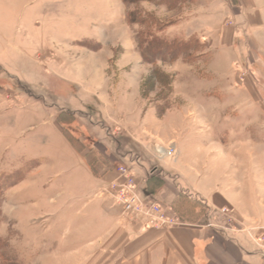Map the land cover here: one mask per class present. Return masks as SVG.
Segmentation results:
<instances>
[{
    "label": "rangeland",
    "instance_id": "obj_1",
    "mask_svg": "<svg viewBox=\"0 0 264 264\" xmlns=\"http://www.w3.org/2000/svg\"><path fill=\"white\" fill-rule=\"evenodd\" d=\"M172 3L0 0V264H55L48 258L52 248L41 241L45 226L24 219L38 211L31 201L43 195L40 186L23 185L22 198L16 187L38 166L40 173L28 176L77 175L75 159L51 147L57 132L52 115L68 143L73 146L64 127L81 147L73 146L82 159L89 153L95 170L102 163L114 172L117 191L126 179L121 167L137 192L143 177L139 168L112 160L109 146L121 139L110 142L109 136L124 135L144 145L150 163L170 175L169 183L225 196L227 205L213 214L219 221L213 224L250 231L255 247L264 250V118L257 121L255 104H226L243 90L233 96V72L222 73L215 58L203 54L209 42L190 35L189 22L180 21L190 10L176 12ZM246 75L249 93L264 98V76ZM59 114L66 122H57ZM169 144L177 159L155 158V147ZM56 187L50 184L46 193ZM177 220L163 229L184 224ZM60 232L47 241L57 242Z\"/></svg>",
    "mask_w": 264,
    "mask_h": 264
},
{
    "label": "crops",
    "instance_id": "obj_2",
    "mask_svg": "<svg viewBox=\"0 0 264 264\" xmlns=\"http://www.w3.org/2000/svg\"><path fill=\"white\" fill-rule=\"evenodd\" d=\"M185 7L190 11L180 21L189 22L192 27L190 35L209 42L210 47L203 54L215 58L211 61L223 68L222 73L233 72L229 91L233 93L237 89L243 90L244 95L231 97L226 104L232 107L255 104L257 121L262 120L264 117L259 114L264 115V98L249 93L244 77L250 71L256 72L257 76H264V0H185L175 10L182 13ZM180 27L185 30V27ZM220 57H224V60L216 59ZM213 72L219 73L221 70L215 69ZM238 108L241 110V107ZM106 111L108 112L107 108ZM52 116L51 121L57 132L51 147L59 151L63 148V152L75 159L77 175L62 180L58 176L47 179L28 176L31 172L39 174L43 168L38 166L19 181L16 187L20 189L17 191V198H22L24 191L21 190H25L23 185L33 187L34 190L40 186L38 192L43 195H36L31 201L32 208L38 211L24 219L26 223L37 222L45 226L44 239L41 241L52 248L48 258L53 263L264 264V250L261 252L255 247L248 235L250 231L247 233L245 229L222 228L213 224L219 222L213 214L227 205L225 196L215 193L212 188L193 193L169 183L170 175H166L164 168L150 163L148 151L143 144L138 145L136 140L124 135L116 138L109 136L110 142L112 139H121L116 146L107 142L114 163H126L136 171L141 170L143 177L137 187L141 199L156 200L167 208L174 203L184 224L168 229H155L148 228L139 221H129L105 191V186L115 176L114 172L102 163L98 164L100 172L98 167L95 172L92 171L81 154L63 137L54 115ZM100 120L104 131L106 128L110 129V124L103 116ZM136 139L140 140L138 137ZM131 146L135 148V153L133 149H129ZM121 149L127 150L125 154L129 156V162L126 161L127 156L118 154ZM151 175H158L163 180L157 189H154L153 182H146ZM50 184L57 187L46 193ZM180 192L203 200L208 206L207 212L198 214V203L180 195ZM243 218H246L245 214ZM19 224L17 219V225ZM60 230L61 236L57 242L47 241V237L51 238L53 233Z\"/></svg>",
    "mask_w": 264,
    "mask_h": 264
},
{
    "label": "built area",
    "instance_id": "obj_3",
    "mask_svg": "<svg viewBox=\"0 0 264 264\" xmlns=\"http://www.w3.org/2000/svg\"><path fill=\"white\" fill-rule=\"evenodd\" d=\"M154 156L159 161L163 157L170 158L173 161L176 160L177 151L175 145L169 144L166 147L156 146L154 149ZM135 161L138 163V159H135ZM120 170L126 178L122 184H119L122 189L117 191L116 187L118 183H116L115 180H111L105 186V191L119 206L120 213L123 216L131 222L139 221L145 226L155 229H161L179 223L175 216H169L167 214L168 208L162 206L156 200H142L135 189L133 179L127 176L128 171L125 167H121ZM260 250L262 252L263 248H260Z\"/></svg>",
    "mask_w": 264,
    "mask_h": 264
},
{
    "label": "trees",
    "instance_id": "obj_4",
    "mask_svg": "<svg viewBox=\"0 0 264 264\" xmlns=\"http://www.w3.org/2000/svg\"><path fill=\"white\" fill-rule=\"evenodd\" d=\"M126 2V0H123ZM184 0H174V4L175 6H177L180 2H183ZM173 4V3H172ZM173 4V5H174ZM172 46H169V48L167 47L166 49H171ZM61 114H67V115H70L69 113L65 112V111H61L60 112ZM61 114H59L57 116V122H66V120L62 119L61 118ZM63 132H64V135L71 141V143L73 144V146L80 152H82V149L81 147H77V145H75V143L71 140L72 138L70 137L69 135V132L67 131V128H63ZM83 159L85 160L86 164L89 165V167L91 168L92 171L95 172V169L93 168L92 164H93V160L94 158H91L89 156V153H86V154H83ZM146 182H153L152 184L155 185V188L154 189H157L158 187H160L163 183V180L158 176V175H151L147 178ZM150 189V188H149ZM180 195H183L184 197H186L187 199L189 200H192L193 202H197L198 203V211L196 210V212L198 214H205V212H207L208 210V206L207 204L201 200L200 198L198 197H195V196H191L185 192H180ZM179 195V196H180ZM168 210L174 214V216H176L179 220L183 221L184 222V219L182 218V216L180 215V213L178 212V210L174 207V203H171L170 206L168 207Z\"/></svg>",
    "mask_w": 264,
    "mask_h": 264
},
{
    "label": "bare ground",
    "instance_id": "obj_5",
    "mask_svg": "<svg viewBox=\"0 0 264 264\" xmlns=\"http://www.w3.org/2000/svg\"><path fill=\"white\" fill-rule=\"evenodd\" d=\"M138 163H139V161H138Z\"/></svg>",
    "mask_w": 264,
    "mask_h": 264
}]
</instances>
